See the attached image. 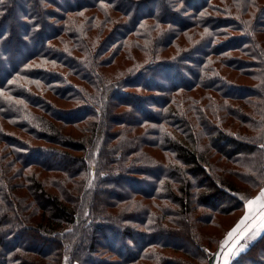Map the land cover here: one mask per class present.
Here are the masks:
<instances>
[{"label": "trees", "instance_id": "trees-1", "mask_svg": "<svg viewBox=\"0 0 264 264\" xmlns=\"http://www.w3.org/2000/svg\"><path fill=\"white\" fill-rule=\"evenodd\" d=\"M263 188L264 0H0V264H214Z\"/></svg>", "mask_w": 264, "mask_h": 264}, {"label": "rangeland", "instance_id": "rangeland-1", "mask_svg": "<svg viewBox=\"0 0 264 264\" xmlns=\"http://www.w3.org/2000/svg\"><path fill=\"white\" fill-rule=\"evenodd\" d=\"M30 48L31 47L25 48L23 50L24 53L27 52V50H29ZM14 60L16 61V59H14ZM230 177L232 178L233 182L238 183L240 185H242V184L245 185L241 181H238V179H236L232 176H230ZM261 191L259 193H264V188ZM255 199H256V197H255ZM249 200L246 202V205L243 209V213L240 215L237 222L234 224V226L226 233V235L220 241L219 246L222 248V252H221V248H219L218 252L214 254V259H213L214 264H225V262L227 261V254H228L229 250L231 249V246H236L235 242L240 240L243 232L248 234L251 231L250 230L251 229V223H254L257 220V218L259 217V215H261L263 213L257 207H253L252 205L249 206ZM246 207H248V210H246ZM236 216H238V215L237 214L234 215L232 213L221 214L219 216V221H218L217 225L200 226V230H201L202 235H203L202 236L203 242L209 246L214 245V243L210 240L208 235H217L220 237L223 233V230L226 229L228 226H230L233 223ZM246 217H247V219H245ZM253 226H255V223L253 224ZM234 229H238V230L231 237V239H229V233L233 232ZM255 235L256 234H251L248 237V239L253 238ZM139 240H141V238H139ZM118 241H119V239H118ZM228 241L230 243L226 245V243ZM117 248H120V246H117ZM236 253H237V251L234 252V254H236ZM175 254H177L178 256L182 255V253H180V252H175ZM215 261H216V263H215Z\"/></svg>", "mask_w": 264, "mask_h": 264}, {"label": "crops", "instance_id": "crops-1", "mask_svg": "<svg viewBox=\"0 0 264 264\" xmlns=\"http://www.w3.org/2000/svg\"><path fill=\"white\" fill-rule=\"evenodd\" d=\"M260 196H261V193L257 194L255 197L257 199ZM255 197H253L249 201L256 200ZM262 204H264V200H262V202L261 201H258L257 203L252 204L253 207H257L263 213L261 215H259V217L257 218V220L254 222L255 223V226H253L254 223H251V229H250L251 231L248 234H246L245 232H243L242 235H241L240 240L237 241V242H235V245L236 246H231V249L229 250V252L227 254V261H226L227 264H231V262H232L233 259H235L240 253L246 251L248 249V247H249L250 241L253 238H255L256 236L261 235L262 233H264V207H261ZM246 210H248V207H246ZM251 234H256V235L253 238L248 239V237ZM229 243L230 242L228 241L226 243V245L229 244ZM235 251H237L236 254H234ZM221 252H222V248H221ZM226 262H225V264H226ZM215 263H216V261H215Z\"/></svg>", "mask_w": 264, "mask_h": 264}, {"label": "snow or ice", "instance_id": "snow-or-ice-1", "mask_svg": "<svg viewBox=\"0 0 264 264\" xmlns=\"http://www.w3.org/2000/svg\"><path fill=\"white\" fill-rule=\"evenodd\" d=\"M264 200V193H261V196L258 197L256 200H253V201H249V206H251L252 204H255L257 203L258 201H262ZM261 207H264V204L261 205ZM247 219V217L245 218ZM239 227V226H238ZM238 229H234L233 232L229 233V239H231V237L235 234V232L237 231ZM227 264V262H226Z\"/></svg>", "mask_w": 264, "mask_h": 264}]
</instances>
